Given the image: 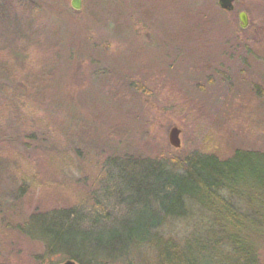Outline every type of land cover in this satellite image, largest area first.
Masks as SVG:
<instances>
[{
  "label": "rangeland",
  "instance_id": "obj_1",
  "mask_svg": "<svg viewBox=\"0 0 264 264\" xmlns=\"http://www.w3.org/2000/svg\"><path fill=\"white\" fill-rule=\"evenodd\" d=\"M71 1H0V45L6 34L27 35V43L31 39L34 43L28 51L34 60L39 57L36 64L41 66L51 56L48 50L57 52L52 78L38 83V93L23 74V65L19 71L10 68L13 74L0 72V104L9 108L0 121V141L12 143L26 157L23 166L29 169L31 164L30 170L38 173L37 182L30 184L33 188L26 185L20 192L16 183L10 184V169L0 156L1 215L16 231L17 248L14 257L3 258L0 264L67 260L47 249L32 220L55 208L95 203L98 170L106 159L101 148L166 161H183L194 148L224 158L237 150L264 153V0H237L231 12L222 10L217 0H81L79 10ZM240 11L249 15L246 28L240 26ZM168 85L187 86L184 98L192 107L186 100L181 109L169 103L175 97L166 90ZM29 96L34 98L23 107V98ZM200 105L205 109L199 110L198 118L193 112ZM244 105L248 107L244 135L235 133L234 142L221 131L212 144L198 137L201 113L207 118L210 112L213 122L206 126L218 128V121L228 115L239 118L237 110ZM252 112L257 116L251 117ZM21 126L32 129H25L27 140ZM175 126L181 130L179 148L169 140ZM58 133L56 141L53 136ZM201 162L211 164L209 159ZM250 167L262 170L263 163L243 154L228 165L231 177L247 181ZM258 183L233 186L237 196L246 198L234 200L233 207L242 214L220 206L227 209L216 213L214 222L211 212L205 217L200 209L192 219L167 222L159 229L160 236L173 238L181 247L175 254L164 244L163 256L170 262L175 255L181 258L183 247L192 252V264H234L236 260L226 254L248 247L249 228L256 242V263L264 264V184ZM254 216L260 223L249 221ZM210 226L213 234L206 231ZM205 233L210 240L231 236V242L222 245L221 256L216 247L200 246L198 236L206 237ZM190 234L188 246L184 238ZM153 244L127 247L125 258L100 257L85 264H158Z\"/></svg>",
  "mask_w": 264,
  "mask_h": 264
},
{
  "label": "trees",
  "instance_id": "obj_2",
  "mask_svg": "<svg viewBox=\"0 0 264 264\" xmlns=\"http://www.w3.org/2000/svg\"><path fill=\"white\" fill-rule=\"evenodd\" d=\"M202 21L205 22V20ZM28 23L26 22V25ZM204 24H195L194 26L195 28H204ZM7 35L9 34L4 35V38L1 39L0 72L2 74L3 72H11L10 68L19 71L18 67L23 65L22 67L26 68L23 74L26 75L27 80L38 93V83H43L48 78H52L57 52L53 53L48 50L51 56H47V61L43 62L44 64L41 66V64H36V60L39 57L34 60L28 51L30 44L33 43L32 39L31 42L27 43V40H29L27 35L22 34L18 35V37L11 34L10 37H7ZM35 42L41 44L39 39ZM10 58L13 59V64H11ZM6 59L9 61H6ZM6 89V91L10 90V88ZM166 90L175 97L169 103H175L181 109L185 106L183 101L186 100V106H188L189 99L187 96L184 98V94L187 93L185 92L186 88L182 89L178 85H168ZM193 90L195 91V89ZM193 90L191 91L193 92ZM32 98L34 97H24L23 107H27L28 102ZM4 103L0 104V121L3 119L2 114L5 111V114H7L9 111L8 105ZM189 103L192 107V101H189ZM204 109V105H200L196 109L197 113L193 112V116L201 117L199 110L203 111ZM246 109L248 107L245 105L238 108L239 118L236 120L233 115H228L225 121L215 120L219 122L217 124H220L219 130L217 127L209 128L206 126V124L211 125L210 122H213L211 120L213 115L210 112L206 113L207 118L201 113L203 123L201 122L202 126H197L198 137L201 138L203 143L211 142L212 144L214 138L217 140L219 131H221L223 135L230 136V140L233 138L232 141L234 142L235 133L238 132V134L244 135L243 130H245L246 122L244 120L247 118ZM251 111L249 108V112ZM252 113L251 117L257 116L256 112ZM240 116L242 121H240ZM204 121L206 122L204 123ZM21 127L20 132L25 137L24 140H27V137L30 136L26 131H32V129ZM223 135H220V137L224 138ZM53 137L56 140V137H59V133ZM57 139L62 143V136ZM101 149H103L102 151L104 152L102 153H105L106 159L98 170L99 181L97 186L99 188L93 195L95 203L93 205L87 204V206L82 205L83 203L76 204L67 209L55 208L49 215L46 213L42 216H34L32 220L51 253L62 254L67 259H74L82 264L95 262L100 257L107 261L118 257L125 258L123 255L127 247L151 244L152 241L155 243L152 246L156 250L155 256L158 264H192L190 261L192 252L184 250L183 247L184 253L181 258L179 255H175L170 262L163 256L161 246L164 244L170 246L171 250L175 251V254L177 252L180 253L179 248L181 245L174 241L173 238L163 240L159 229L169 221L192 219L191 216L199 214V209L204 211L205 217L208 212H211L213 214L212 222H214L216 213L222 209H227L220 208V206L230 208L235 215L242 214L239 209L233 207V204L234 200L246 198L237 196L236 189L233 186L236 187V184L239 183L253 186L254 181L257 180L259 182L258 186L264 184V153L255 151L237 150L233 152V155L224 158L213 151H200L194 148L183 161H166L143 158L135 152L124 155L120 150L113 151L110 149L109 151L106 148ZM243 154H248L252 157L257 156L259 161L263 163L262 170L257 171L254 167H250L248 172L249 181L245 178H239L238 175L234 176V178L231 177L232 169L228 168L232 160ZM23 155L22 152L14 148L12 143L4 140L0 141L2 164H5L10 169L9 182L11 185L16 183L20 192L27 188L26 185H34L38 179V173H33L30 170L31 164L29 169L23 166L26 161L23 160L26 159ZM204 159H209L211 164L202 163L201 160ZM27 172L28 175H26ZM2 213L0 205V261L3 258L10 259L14 257V251L17 250L15 245L16 231L9 228L12 225L9 226L10 222L4 220ZM205 217L202 219L205 220ZM222 219L234 221V218L232 219V217L226 215H223ZM249 221L260 223L261 219L258 222L254 216ZM211 228L213 227L210 226L206 231L210 230L213 234L214 230ZM243 228L246 229L245 226ZM247 230L250 231V234L253 231L249 228ZM250 234L248 236L250 238L248 247L243 248L239 252H237V249H231L232 253L226 254L232 255V258L236 260L234 264H257V256L254 249L256 242L250 237ZM190 236L192 235H187L184 238L188 246H190L188 239ZM205 236H198L200 246L209 245L210 247H216V251H219L220 256L223 252L221 249L222 245L224 243L227 245L231 242V236L228 234L221 239L215 237V240H210L206 233ZM203 252H206V249Z\"/></svg>",
  "mask_w": 264,
  "mask_h": 264
},
{
  "label": "water",
  "instance_id": "obj_3",
  "mask_svg": "<svg viewBox=\"0 0 264 264\" xmlns=\"http://www.w3.org/2000/svg\"><path fill=\"white\" fill-rule=\"evenodd\" d=\"M236 0H218L219 6L225 11H232L234 9V2ZM72 7L76 10L81 8V0H72ZM239 20L242 28H246L249 23L248 14L245 11L239 13ZM181 130L178 127H173L169 133L170 143L179 148L181 146L180 139ZM62 264H78L75 260H67Z\"/></svg>",
  "mask_w": 264,
  "mask_h": 264
},
{
  "label": "bare ground",
  "instance_id": "obj_4",
  "mask_svg": "<svg viewBox=\"0 0 264 264\" xmlns=\"http://www.w3.org/2000/svg\"><path fill=\"white\" fill-rule=\"evenodd\" d=\"M185 88L188 89L187 86H185Z\"/></svg>",
  "mask_w": 264,
  "mask_h": 264
}]
</instances>
